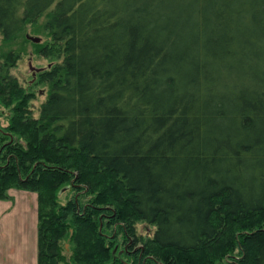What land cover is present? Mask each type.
<instances>
[{"label": "trees", "instance_id": "16d2710c", "mask_svg": "<svg viewBox=\"0 0 264 264\" xmlns=\"http://www.w3.org/2000/svg\"><path fill=\"white\" fill-rule=\"evenodd\" d=\"M39 22L37 117L0 79V199L38 195V264H264V0H0L3 47Z\"/></svg>", "mask_w": 264, "mask_h": 264}, {"label": "rangeland", "instance_id": "374dc122", "mask_svg": "<svg viewBox=\"0 0 264 264\" xmlns=\"http://www.w3.org/2000/svg\"><path fill=\"white\" fill-rule=\"evenodd\" d=\"M41 22L32 25L30 28H28V32L25 34L24 39H20L17 43L12 45L11 47H3L2 38L0 37V79L3 78L2 76H9L11 79L16 80L17 84H19L21 87H23L26 90V93H33L34 99L31 100L30 104L32 105L33 114L34 117H37L38 115V109L41 106L42 103L46 102L48 97V90L46 85L40 82V74L51 71L53 67L56 65H59L61 63V59L59 57V53L53 49V43L52 41L46 37V33L44 31L43 25ZM41 32L43 30V33L41 32L38 34V32ZM35 31V32H33ZM33 36L41 39V43L45 46V49L42 47L43 51H38L36 47L34 46V42L28 40L27 36ZM49 46V47H48ZM51 46V47H50ZM54 48H56L54 46ZM52 51L51 53H48ZM12 59L10 61H7V56H11ZM32 68L34 70H32ZM3 69V72H1ZM38 83V84H37ZM36 84V85H35ZM0 124L1 127H7L8 126V120L7 116L10 115V110L1 107L0 108ZM103 180V179H101ZM74 182L71 184L65 186L62 188L61 192H59V201L61 204L66 205L69 203V201L76 195H81V202L84 207L90 206L92 199H95V195H87L86 191H73L72 186ZM78 188H82V186H78ZM11 190H21V189H11ZM10 190V191H11ZM10 191L8 192V198L10 199ZM25 191V190H23ZM30 192V191H27ZM34 193V192H32ZM36 194V193H35ZM38 196V195H37ZM1 200V199H0ZM7 200V199H6ZM228 218L225 219L224 215H220L217 218V227L220 231L224 230V228H230V225L227 222ZM262 221L264 222V216L262 218ZM106 224V222H105ZM103 224H101V229ZM264 223H262V226ZM113 228L108 229L107 235L109 239L116 238V242L113 249V254L115 255L117 252V255L122 254V252L126 251V247L130 246V242L128 244L124 241L123 237L120 235H115L114 230L117 228L116 226H112ZM243 227V226H242ZM233 231H239L243 228H240L239 226L231 227ZM154 228L151 226H148L143 223H136V234L140 239H147L151 238L154 233ZM229 230V229H228ZM232 231V232H233ZM239 240L236 241V243ZM64 245H66V248L69 249V242L65 241L63 242ZM142 243H139L136 249L142 247ZM235 249V248H233ZM229 250L226 252L225 256L218 262V264H230L234 260L233 258H237L238 256V250ZM213 250V249H212ZM205 251L201 254L203 256ZM211 253V252H210ZM209 253V254H210ZM206 255V259L207 256ZM212 254V253H211ZM214 257V256H213ZM123 259L127 260L126 257H123Z\"/></svg>", "mask_w": 264, "mask_h": 264}, {"label": "crops", "instance_id": "0c3cea01", "mask_svg": "<svg viewBox=\"0 0 264 264\" xmlns=\"http://www.w3.org/2000/svg\"><path fill=\"white\" fill-rule=\"evenodd\" d=\"M38 196L11 190L0 200V264H38Z\"/></svg>", "mask_w": 264, "mask_h": 264}, {"label": "water", "instance_id": "95a60500", "mask_svg": "<svg viewBox=\"0 0 264 264\" xmlns=\"http://www.w3.org/2000/svg\"><path fill=\"white\" fill-rule=\"evenodd\" d=\"M27 38H28V40H30V41H32V42H34L36 44L41 43V39L40 38L29 36V35L27 36ZM32 70H34V69L32 68Z\"/></svg>", "mask_w": 264, "mask_h": 264}, {"label": "flooded vegetation", "instance_id": "af4514ba", "mask_svg": "<svg viewBox=\"0 0 264 264\" xmlns=\"http://www.w3.org/2000/svg\"><path fill=\"white\" fill-rule=\"evenodd\" d=\"M126 250H128V247L126 248Z\"/></svg>", "mask_w": 264, "mask_h": 264}]
</instances>
